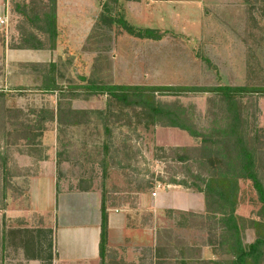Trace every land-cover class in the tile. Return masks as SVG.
I'll use <instances>...</instances> for the list:
<instances>
[{
    "label": "rangeland",
    "instance_id": "rangeland-1",
    "mask_svg": "<svg viewBox=\"0 0 264 264\" xmlns=\"http://www.w3.org/2000/svg\"><path fill=\"white\" fill-rule=\"evenodd\" d=\"M3 5L0 260L17 240L31 250L36 241L45 256L52 250L51 230L17 216L25 191L19 176L36 170L24 166L35 162L25 153L41 151L59 162L61 188L94 189L112 207L136 208L139 195L152 190L203 193L205 212L156 217L155 264H264V202L241 166L246 149L264 187V0ZM122 23L158 32L133 35ZM116 86L144 88L127 92L163 114L139 104L136 111L106 109L105 89ZM223 87L236 88L237 97L227 100ZM147 252L142 245L141 264Z\"/></svg>",
    "mask_w": 264,
    "mask_h": 264
},
{
    "label": "crops",
    "instance_id": "crops-1",
    "mask_svg": "<svg viewBox=\"0 0 264 264\" xmlns=\"http://www.w3.org/2000/svg\"><path fill=\"white\" fill-rule=\"evenodd\" d=\"M2 15L7 16L3 0H0ZM20 148L17 150L18 156L23 155ZM25 154L35 162L25 163L24 166L35 165L36 170L31 171L30 176H19L22 179L18 185L25 191L17 216H25V220L34 217L39 223L37 227L42 226L40 230H51L52 250L45 256L36 241H33L31 250L22 240H17L18 243L5 250L6 255L0 264H141L142 245L148 250L146 264H155L156 258L154 255L151 257V248L156 244L152 231L156 217L164 213L200 214L206 209L203 193L181 188L146 191L137 198L136 208L106 204V243L101 254L102 195L89 188H61L55 171L58 161L55 164L41 151L31 156ZM141 215H146L147 220L142 221ZM13 216L16 217V214ZM2 225L3 221L0 220ZM202 253V256H209L205 250Z\"/></svg>",
    "mask_w": 264,
    "mask_h": 264
},
{
    "label": "trees",
    "instance_id": "trees-1",
    "mask_svg": "<svg viewBox=\"0 0 264 264\" xmlns=\"http://www.w3.org/2000/svg\"><path fill=\"white\" fill-rule=\"evenodd\" d=\"M122 25L126 28V30L133 34V35H138V36H143V37H154L156 36V33L158 30L156 29H151V28H135L133 26H130L126 23H122ZM42 46L41 41L37 40L36 43L33 45L34 48H40ZM132 89L133 91L139 90V93L142 92L144 88H137V87H128V86H123V87H110L105 89L106 91V109H110L112 106H117V108L120 111H123L124 108H132L133 110L136 111V106L138 105L141 106L143 109H149L150 111L153 112L155 115H160L162 113V109L157 106L155 102L145 100L143 98L139 99H134L131 98L128 94V90ZM236 89V88H235ZM235 89L234 87H223L222 88V96L227 98V100H232L233 98L237 97L235 95ZM237 107L240 110L239 107H241V101L236 100ZM238 118H240V114H237ZM172 125L183 128L188 131V133L193 136V137H200L204 141L207 140L205 135L201 132H199L197 129H195L192 126L186 125L184 123L179 122L178 120L173 119ZM107 130V129H106ZM211 140V139H208ZM34 148V146H30V149ZM244 153L246 155V159L241 162V166L243 168L244 174L243 177L246 179H249L252 183V186L257 190L259 199L264 202V187L261 183V181L257 178V175L251 170L250 164L253 161V155L251 152L247 151L244 149ZM46 157V156H45ZM151 187L152 185L149 184ZM106 200L102 196V204H101V235H100V252L103 254L105 243H106V219H107V214H106ZM239 261V260H238ZM237 263V261H236Z\"/></svg>",
    "mask_w": 264,
    "mask_h": 264
},
{
    "label": "built area",
    "instance_id": "built-area-1",
    "mask_svg": "<svg viewBox=\"0 0 264 264\" xmlns=\"http://www.w3.org/2000/svg\"><path fill=\"white\" fill-rule=\"evenodd\" d=\"M8 24V17L6 15L0 16V25L1 26H7ZM155 194V192H153Z\"/></svg>",
    "mask_w": 264,
    "mask_h": 264
}]
</instances>
